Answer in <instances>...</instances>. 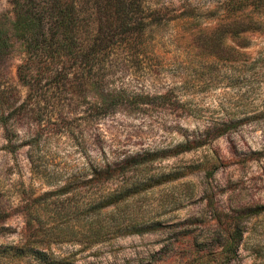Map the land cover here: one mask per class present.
Masks as SVG:
<instances>
[{"label":"rangeland","instance_id":"374dc122","mask_svg":"<svg viewBox=\"0 0 264 264\" xmlns=\"http://www.w3.org/2000/svg\"><path fill=\"white\" fill-rule=\"evenodd\" d=\"M152 1L166 17L193 3L202 20L218 2ZM13 17L0 0L9 31ZM167 19L145 51L113 43L96 68L70 72L63 90L46 78L37 93L22 84L18 44L0 60V87L17 95L12 141L0 123V251L19 242L28 227L24 205L35 201L44 208L32 216L53 233L63 229L47 247L76 264H264V211L253 214L264 209V29L220 39L217 53L205 39H176L185 26ZM187 141L201 144L170 154ZM144 154L153 160L106 185L109 192L121 181L139 184L114 211L120 235L91 244L88 226L74 221L89 190L79 201L42 195L89 178L98 164ZM0 264L39 262L0 252Z\"/></svg>","mask_w":264,"mask_h":264},{"label":"trees","instance_id":"16d2710c","mask_svg":"<svg viewBox=\"0 0 264 264\" xmlns=\"http://www.w3.org/2000/svg\"><path fill=\"white\" fill-rule=\"evenodd\" d=\"M8 1L14 17L10 31V27L5 29L6 25L0 23V60L12 53L16 44L21 47L22 62L17 66V75L32 93L40 92L45 78L55 80L54 88L63 90L68 85L66 77L70 72H87L96 68L98 60L113 43L124 42L134 48L132 50L145 51L148 37L166 18L185 26L176 39H205L217 53L219 50L224 52L220 39H250V34L264 29V0H218L217 5L206 10L209 20L205 18V21L200 19V8L193 3L166 17L165 7L152 0ZM13 32L20 39H12ZM16 97L14 90L0 87V123L6 132L10 131L6 134L9 141H12L11 133L16 130L13 123ZM37 101L45 99L40 96ZM20 107L22 105L17 108ZM192 144L189 141L182 143L170 154H180L201 143ZM152 158L149 154L133 155L120 162L98 164L89 178L73 177L61 187L42 195L47 196L45 199L68 195L79 201L82 191L89 190L85 199L76 205L77 213L73 219L82 228L88 226L91 244L105 241L120 235L124 229L123 221L116 218L114 211L140 190L139 184L127 187L121 181L113 191L106 192L107 183L120 180L130 169L152 161ZM34 202L28 201L24 205V214L29 216L28 227L19 242L0 252L39 264H76L71 255L59 254L47 247L50 238L54 242L59 240L63 229L57 225L58 231L53 233V229H47L39 217L32 216L33 211L44 208ZM262 211L264 209H258L253 214ZM108 214L110 218L106 221L103 216ZM4 218L0 216V220ZM237 246L233 245L231 250L235 251Z\"/></svg>","mask_w":264,"mask_h":264}]
</instances>
